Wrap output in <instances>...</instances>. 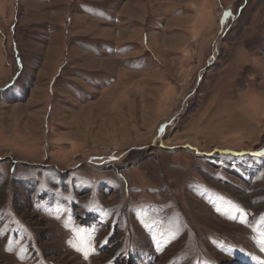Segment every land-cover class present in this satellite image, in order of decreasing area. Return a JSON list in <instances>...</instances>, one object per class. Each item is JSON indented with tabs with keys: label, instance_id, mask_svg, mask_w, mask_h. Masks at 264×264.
Segmentation results:
<instances>
[{
	"label": "rangeland",
	"instance_id": "rangeland-1",
	"mask_svg": "<svg viewBox=\"0 0 264 264\" xmlns=\"http://www.w3.org/2000/svg\"><path fill=\"white\" fill-rule=\"evenodd\" d=\"M261 149L264 0H0V264H264Z\"/></svg>",
	"mask_w": 264,
	"mask_h": 264
},
{
	"label": "snow or ice",
	"instance_id": "snow-or-ice-1",
	"mask_svg": "<svg viewBox=\"0 0 264 264\" xmlns=\"http://www.w3.org/2000/svg\"><path fill=\"white\" fill-rule=\"evenodd\" d=\"M231 15H232V13L230 11H226L224 13V17L222 18L221 23L222 24L225 23L226 22V18L229 17V16H231ZM251 155H253L255 157H264V149H261L259 151L253 152ZM232 218L235 219V217H232ZM260 243H261V245H264V238H262L260 240ZM262 250H264V249H262ZM85 255H87V254H85Z\"/></svg>",
	"mask_w": 264,
	"mask_h": 264
},
{
	"label": "bare ground",
	"instance_id": "bare-ground-1",
	"mask_svg": "<svg viewBox=\"0 0 264 264\" xmlns=\"http://www.w3.org/2000/svg\"><path fill=\"white\" fill-rule=\"evenodd\" d=\"M218 48V45H217V47H216V49ZM163 130V129H162ZM121 158V156H118L117 157V159H120ZM100 161H102V160H100ZM103 161H107V160H103Z\"/></svg>",
	"mask_w": 264,
	"mask_h": 264
},
{
	"label": "crops",
	"instance_id": "crops-1",
	"mask_svg": "<svg viewBox=\"0 0 264 264\" xmlns=\"http://www.w3.org/2000/svg\"><path fill=\"white\" fill-rule=\"evenodd\" d=\"M141 8V12H142V10H143V7H140Z\"/></svg>",
	"mask_w": 264,
	"mask_h": 264
}]
</instances>
